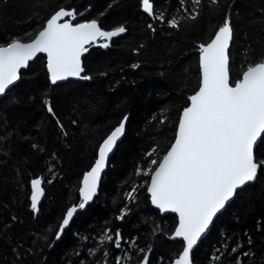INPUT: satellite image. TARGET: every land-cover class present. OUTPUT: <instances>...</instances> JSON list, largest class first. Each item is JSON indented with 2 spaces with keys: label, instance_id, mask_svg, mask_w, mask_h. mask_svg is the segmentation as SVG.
<instances>
[{
  "label": "trees",
  "instance_id": "16d2710c",
  "mask_svg": "<svg viewBox=\"0 0 264 264\" xmlns=\"http://www.w3.org/2000/svg\"><path fill=\"white\" fill-rule=\"evenodd\" d=\"M151 2L157 13L164 11V24L143 13L141 0H0V46L12 38L30 40L60 8L74 9L77 22L96 19L105 30L127 29L107 49L92 46L83 58L84 75L91 80L52 85L46 59L39 56L0 100V264H75L77 233L95 236L106 224L119 228L125 238L138 237L140 247L151 245L150 264H172L178 257L182 242L169 238L178 219L151 208L148 178L134 176V168L147 164L145 153L152 147L159 159L174 142L179 115L199 87L197 46L210 42L226 16L233 28L231 82L249 64L264 59V0H219L218 7L202 0L197 19L182 22L178 30L167 20L183 15L179 0ZM185 6L191 9L190 0ZM149 23L156 27L154 34ZM44 100L53 106L63 130L47 113ZM162 110L164 124L159 123ZM125 115V137L108 163L98 195L55 240L66 208L79 202L82 177L94 165L98 146ZM255 155L264 159V144L259 143ZM37 177L45 181V195L39 212L33 213L30 180ZM133 183L140 185L139 195L128 204L123 194ZM246 189L214 221L193 253L194 264H209L222 232L235 233L245 248L248 233L255 253L252 264H264V174ZM122 204L131 211L120 222L114 217ZM138 257L134 253L131 264H138ZM233 261L225 255L221 264Z\"/></svg>",
  "mask_w": 264,
  "mask_h": 264
},
{
  "label": "snow or ice",
  "instance_id": "6c2138e0",
  "mask_svg": "<svg viewBox=\"0 0 264 264\" xmlns=\"http://www.w3.org/2000/svg\"><path fill=\"white\" fill-rule=\"evenodd\" d=\"M190 3L191 9L185 6V0H179L183 15L168 19L169 27L178 30L182 22L197 19L202 0H190ZM211 4L218 7L219 0H211ZM141 7L149 18L165 23L164 11L157 13L151 0H141ZM76 17L74 9L60 8L30 40L12 38L0 46V97L13 90L21 79V70L28 69L38 54L46 55L47 75L53 85L69 77L92 79L89 75H81L84 72L81 57L92 46L107 49L113 38L120 37L127 29L118 26L103 30L96 19L73 23ZM147 27L153 34L156 32L153 23ZM232 40L231 18L226 16L210 42L197 46L199 87L188 97L190 103L179 115L174 143L159 159L157 147H152L145 153V157L150 158L147 164L138 165L133 171L136 177L148 178L145 191L151 204L160 212L178 216V224L169 238H179L182 250L172 264H193V250L210 231L214 220L223 215L234 198L247 190L245 186L257 180L258 174H264V159L258 160L254 152L258 142L264 144V59L249 64L239 79L230 82L228 50ZM131 67L135 69L139 65L132 64ZM43 106L63 130L51 103L44 100ZM165 111H161L160 124L166 122ZM128 119L127 115L123 116L98 146L95 163L83 175L78 189L79 202L66 208L55 231V240L61 239L78 210L85 209L97 195L109 153L125 134ZM32 147L39 148L36 144ZM44 182L43 177L30 180L33 213L39 212L38 205L45 194ZM139 187L135 183L130 185L123 200L128 204L135 203ZM128 204H122L119 214L114 217L116 221L123 222L130 213ZM77 236L80 244L72 250V255L78 257L75 264H131L134 253L139 254L138 264H150L151 245L140 247L138 237L125 238L119 228L114 230L106 224L95 236L79 233ZM244 236L248 248L235 233H220L219 246L214 245L209 264H221L225 255L234 257L233 264H252L255 257L250 247L252 240L248 233ZM115 250H119V254Z\"/></svg>",
  "mask_w": 264,
  "mask_h": 264
},
{
  "label": "water",
  "instance_id": "95a60500",
  "mask_svg": "<svg viewBox=\"0 0 264 264\" xmlns=\"http://www.w3.org/2000/svg\"><path fill=\"white\" fill-rule=\"evenodd\" d=\"M66 10H68V9H66ZM78 15H77V17H76V20H74L73 21V23H76L77 22V19H78ZM65 19H68V18H65ZM99 23V22H98ZM100 25V24H99ZM102 28V27H101ZM103 29V28H102ZM103 30H105V29H103ZM127 33V31L124 33V34H122L120 37H123L125 34ZM120 37H116V38H113V40L112 41H114V40H116V39H118V38H120ZM112 41L110 42V44L112 43ZM101 43H102V41H101ZM231 44H232V42H231ZM231 44H230V48H231ZM97 47H99L98 45H96ZM92 47H90L89 48V50L91 49ZM230 48H229V50L228 51H230ZM104 49V48H103ZM89 50L81 57V60H82V66L84 67V63H83V58L88 54V52H89ZM105 50V49H104ZM39 56H43V57H45V59H46V62H47V58H46V55L45 54H38V56H37V58L39 57ZM36 58V59H37ZM35 59V60H36ZM34 60V61H35ZM34 61H31L30 62V64L32 63V62H34ZM230 65V64H229ZM24 70H27V69H22L21 70V73L24 71ZM84 73H85V69H84V72L81 74V75H84ZM229 75H230V70H229ZM21 80V79H20ZM20 80L16 83V85H14L13 86V88L15 87V86H17V84L20 82ZM50 80V79H49ZM69 81H72V82H83V81H89V80H82V79H78V78H75V77H69L68 78V80H65V81H59V82H57V85L58 84H64V83H67V82H69ZM230 82H231V78H230ZM51 83V82H50ZM53 85V84H52ZM2 98H4V97H0V100L2 99ZM126 126H127V122H126V125H125V133H126ZM111 133V132H110ZM109 133V134H110ZM124 137H125V134L117 141V143H116V145L114 146V148H113V151L111 152V153H109V156H108V158H107V161H106V166H105V169H104V171L101 173V179H100V181H99V184H98V189H97V195H98V192H99V189H100V185H101V181H102V179H103V176H104V174L106 173V171H107V167H108V163H109V161H110V159H111V157L114 155V153H115V151H116V149H117V147H118V145L123 141V139H124ZM107 138V137H106ZM105 138V139H106ZM174 143V142H173ZM259 145V142H258V144L255 146V148H254V152H255V149H256V147ZM97 156H98V153H97ZM91 170V169H90ZM89 170V171H90ZM82 179H83V177H82ZM257 181V180H256ZM255 181V182H256ZM81 182H82V180H81ZM255 182H253L252 184H254ZM252 184H250V185H252ZM80 186H81V184H80ZM247 186H249V185H247ZM247 186H245V187H247ZM43 187V186H42ZM45 195V194H44ZM96 195V196H97ZM147 195H148V193H147ZM96 196L93 198V200L92 201H90L87 205H86V207L87 206H89V205H91L92 203H93V201H94V199L96 198ZM148 197H149V201H150V205H151V208L152 209H154V210H156V211H158L159 212V214L162 216V217H166V216H168V215H174V216H176L177 217V219H178V216H177V214L176 213H172V212H160V210H158V209H156L155 208V206H153L152 204H151V200H150V196L148 195ZM44 198V196L41 198V201H42V199ZM234 200H235V198H234ZM233 200V201H234ZM41 201H40V203H41ZM232 201V202H233ZM40 203H39V205H40ZM230 204H231V202H230ZM39 205H38V207H39ZM86 207H85V209H86ZM227 208H228V206H226V210H227ZM85 209H83L82 211H84ZM226 210H224V212L226 211ZM219 216H221V215H218V217ZM216 220V219H215ZM214 220V221H215ZM71 223V222H70ZM178 224V223H177ZM214 224V223H213ZM212 227L213 226H210V231L208 232V233H206L205 234V236L204 237H202V239H201V241L200 242H198V245H197V247L196 248H194V250H193V253L195 252V250L200 246V244L208 237V235L210 234V232H211V229H212ZM174 233V232H173ZM172 233V234H173ZM171 241H180L179 240V238H177V239H175V240H173V239H170ZM181 242V241H180ZM193 253H192V259H193ZM194 264V263H193Z\"/></svg>",
  "mask_w": 264,
  "mask_h": 264
},
{
  "label": "bare ground",
  "instance_id": "6f19581e",
  "mask_svg": "<svg viewBox=\"0 0 264 264\" xmlns=\"http://www.w3.org/2000/svg\"><path fill=\"white\" fill-rule=\"evenodd\" d=\"M18 84H19V83H18ZM18 84H17V85H18ZM231 203H232V202H231ZM223 213H224V212H223Z\"/></svg>",
  "mask_w": 264,
  "mask_h": 264
}]
</instances>
